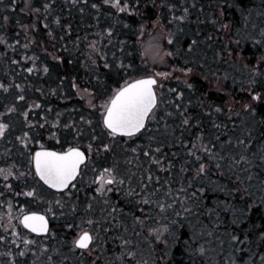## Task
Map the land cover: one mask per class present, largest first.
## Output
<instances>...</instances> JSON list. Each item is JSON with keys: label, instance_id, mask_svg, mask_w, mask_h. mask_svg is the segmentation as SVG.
<instances>
[{"label": "trees", "instance_id": "trees-1", "mask_svg": "<svg viewBox=\"0 0 264 264\" xmlns=\"http://www.w3.org/2000/svg\"><path fill=\"white\" fill-rule=\"evenodd\" d=\"M121 4L128 5L123 12L104 0H0V39L7 41L0 44V84L7 88L0 89V114L8 124L0 165L15 162L32 172V148L60 132L76 140L82 130L80 142L102 154L116 142L80 92L98 101L124 77L145 76L141 37L154 22L168 52L162 77L168 80L146 129L117 142L113 153L96 154L130 174L119 173V193L92 197L99 203L89 214L98 217L92 253L70 246L76 233L65 225L79 227L70 220L55 226L53 249L25 257L22 246L6 251L0 231V248L9 252H0V264H264V102L252 99L264 97V0ZM121 62L132 67L124 71ZM216 79L224 94L213 88ZM229 96L244 108L229 110ZM22 141L25 152L13 155ZM5 187L0 180V194Z\"/></svg>", "mask_w": 264, "mask_h": 264}, {"label": "snow or ice", "instance_id": "snow-or-ice-1", "mask_svg": "<svg viewBox=\"0 0 264 264\" xmlns=\"http://www.w3.org/2000/svg\"><path fill=\"white\" fill-rule=\"evenodd\" d=\"M75 2V0H73ZM105 3L111 4L112 7H115L118 11H125L128 8V5H122L121 0H104ZM45 8L49 7L48 5L44 6ZM93 7H96L93 4ZM39 11V9H36ZM187 12V9H185ZM178 19L184 20L185 17L181 16ZM59 23V20H57ZM47 27V25H45ZM51 34V33H50ZM171 43V40L169 41ZM0 43H7L0 39ZM27 47V45H25ZM95 47V45H93ZM158 55L154 51V47L149 45L145 49V55ZM171 55V53H169ZM35 60V57H33ZM105 68L109 67L108 63H105ZM132 66L130 64H124L121 62L120 68L124 71H128ZM33 69H29L32 71ZM47 72V68L44 69ZM191 69H188L190 72ZM167 77V73H153L151 75H145L142 77H124V83L122 86L117 82V87L114 91H110L106 98L101 96L104 99V103L100 104L99 107L103 110L101 113L103 126L106 129V134L115 138L117 136L132 137L135 134L139 133L142 129L145 128L146 123L149 120L150 114L153 113V110L157 106V77ZM75 87L76 85L73 84ZM17 88H20V85H16ZM191 87V85H189ZM0 89L7 91V88L4 84H0ZM23 89H21V92ZM86 91V89H85ZM19 99L24 100V96L21 94ZM256 102H264V97L257 94L252 97ZM91 102V101H90ZM8 111H15V107L9 108ZM219 111V109H217ZM27 116V113H24ZM91 123V121H89ZM185 124L188 123L187 120L184 121ZM8 128V124L0 122V137H3L5 131ZM89 149L92 145L90 144ZM35 152L32 157L34 163L35 173L39 178L47 184L50 188L57 189L58 191H63L69 189V185L75 187V184L72 182L77 179L81 174V165L85 162V153L81 151L78 147H68L67 150L61 151H50L43 149ZM104 151L110 152V145H104ZM135 151V149H133ZM159 151V149H157ZM203 166H201L200 171H203ZM4 170L0 169V173H3ZM106 174V176L104 175ZM11 175L9 170L7 174L4 175V179L7 180L8 176ZM100 186L97 188V191L103 195L106 190V185L113 184H123L124 180L119 176L116 171V165L112 167L104 168L103 174L99 177ZM10 188L11 185H8ZM110 190V189H107ZM19 194V193H18ZM67 194H71L69 189ZM25 195L35 196V191H29ZM145 203L148 201L145 200ZM21 223L24 227L31 229L32 232L37 233H46L47 232V219L44 216L38 215L36 213L23 215ZM17 235H19L17 233ZM93 237L88 233L84 232L81 236L74 241V245L80 249H87L92 243ZM15 243V241H13ZM25 245H31L35 243L33 240L23 241ZM19 246V245H17ZM20 256H24L25 253L21 251ZM13 264L15 261L13 260Z\"/></svg>", "mask_w": 264, "mask_h": 264}, {"label": "flooded vegetation", "instance_id": "flooded-vegetation-1", "mask_svg": "<svg viewBox=\"0 0 264 264\" xmlns=\"http://www.w3.org/2000/svg\"><path fill=\"white\" fill-rule=\"evenodd\" d=\"M158 99H159V95H158ZM154 110H153V114H154ZM100 123H101L100 125L102 126V131L106 133V129L103 126V120L100 121ZM141 133H139V134H141ZM139 134L136 136H133V137L117 136L114 139L112 137L110 138L109 135H107V134L106 135H107V137H109L110 140L112 139L113 141H115L117 143V142H121L122 139H124V138L133 139V138L139 136ZM82 136H83L82 130H79V134H77V136H75L76 140H72V138L68 137L67 134L64 136V132H60V134H55L51 140H47L48 143L45 142L44 145H39L37 147L34 146L32 148L33 150H31V154L32 153L35 154V152L41 151L42 150L41 146H43V149L50 150V151H61V150L66 151L68 147H78L81 151H83L85 153V157H86L87 161L81 165L80 176H78L77 179L72 182L73 184H75V187L73 188L72 185H69V189L71 190V194H73V191H77V192L86 191L87 194L91 195L90 201H93L92 197L96 196L95 194L98 193L97 188L100 186L99 177L103 173H101V174L95 173V171H96L95 170L96 169L95 163L98 164L97 159H96V154L98 153V151L96 152V150L94 148L91 147V149H89L88 146H86L85 144L83 145V142H80V141L85 139V138H83ZM96 140H99V139L96 138ZM75 141H78V142H75ZM116 143L113 144L114 147L117 145ZM110 148H111V152H108V153H113L112 152L113 147L110 146ZM34 154H33V156H34ZM29 162H31L30 164L32 166V172L28 168L23 171V169H19L17 167L19 169V170L17 169L18 173L23 172V173H25L24 176H26L24 179H20V180L24 181L26 179L27 183L22 182V185L19 186V188H18V186L15 183L16 180H8V181L5 180L4 183H5L7 188L5 187L6 190L3 192V194H0V201L3 199L6 200L8 196H10V195L14 196L17 193L21 194V195L18 194L19 196H22L23 191H25L24 195L29 191H35V193H37L39 196L50 195V196L54 197L55 200H53V202L51 203L52 208H53V212H54L53 216L49 213V211L47 212L46 210L42 209L41 207L36 206V204L34 203V205L32 204L31 206H29V208L23 209V213L20 216V218H21L20 222L18 220V225L25 228L23 226V224L21 223V220H22L23 215L25 213H27V214L36 213V214H41V215L45 216L47 218V222H48L47 223L48 230L45 234H38L37 235V234L33 233L32 231H30L28 228H25V230L29 231L28 235L33 240L37 236H42V239H44L45 242L49 243L51 241L52 242V243L50 242L51 244H55L56 236H52V232L55 231L54 229H56V227H59L60 223L61 224L64 222L66 223V221H70V220H74V221L76 220L79 223V222L88 220V222H87L88 230H85V229L83 230V228L81 226L82 223L79 224L78 228H74L71 225L70 226L65 225V226L69 228L68 229L69 231L73 228L72 231H75V233H76L74 236L69 237L70 239L77 240L81 236L82 233L88 232L93 237V240H92V243L87 248V250L77 248V247H75V245H74V247L77 250H79L80 252L90 251L92 249L93 243L95 241V235H94L93 226H92V222H93L92 218H98V217H96L94 215L91 217V216L87 215V212H91V213L95 214L97 212V206H95L92 209L90 207H88V208L84 207V210L78 208V211H76L74 204H72L73 201L70 200L71 194L70 195L67 194L69 189H65L63 191H58L56 189L50 188L35 173L34 163H33L32 158L29 159ZM98 166H99V164H98ZM24 176H20V177L22 178ZM24 184H27V185H26V187L23 188ZM8 185H11V187L9 188ZM107 186L112 187L114 189L113 191H117L120 189V184H113V185H107ZM113 193H109L106 196H103L100 193L99 198H102V197L104 199L110 198L113 195ZM80 198H82V197H80ZM28 199H33V197H28ZM83 199H85V198H83ZM93 202H96V201H93ZM0 205L2 206V208L4 207L5 210H8L9 207H11V206H13V207L20 206L21 201H18V199H16L14 197L13 204L11 202L5 201V202L1 203ZM77 216H80V217L76 218ZM1 223L2 222H1V217H0V231H2L4 234V238H3L2 243L4 246H6L8 248H13L14 247V243H13L14 240H12L13 237L11 236L10 232L6 233L2 229L3 224H1ZM85 223H86V221H85ZM18 225H16L17 226L16 228L19 227ZM62 225H64V224H62ZM13 253L14 252L12 251V254Z\"/></svg>", "mask_w": 264, "mask_h": 264}, {"label": "rangeland", "instance_id": "rangeland-1", "mask_svg": "<svg viewBox=\"0 0 264 264\" xmlns=\"http://www.w3.org/2000/svg\"><path fill=\"white\" fill-rule=\"evenodd\" d=\"M155 25H153V29H147V28H144L143 29V33H142V37H141V47L143 48V58H145L146 60V70H147V74L146 75H151L153 73H165V68L164 67H167L165 66L166 65V62H167V55H168V52H167V49H166V46L164 45V38H165V35L163 33V30L161 28V25L158 23V22H154ZM264 30V29H263ZM260 36V39H262L264 37V31H263V34L259 35ZM3 40V38H1ZM1 44V43H0ZM149 45H152L154 47V51L156 53H158V55H145V49L149 46ZM161 48L163 49L165 55L163 56V58L161 59L160 58V50ZM258 63H261V62H258ZM240 64V63H239ZM238 64V65H239ZM30 69H36L37 68L33 65L30 66ZM167 70V69H166ZM157 80H158V84L156 86V89L157 90V94L160 96L162 95V87L164 86V83L166 82V80L168 79H164L161 77H157ZM220 81L219 79L214 82L215 83V86L213 88H215V91L217 93H222L224 94V87L223 85L221 86L220 84L217 85V82ZM23 89L22 86L20 87V90ZM115 90V89H114ZM112 90V91H114ZM81 94H83V99L85 101V104H88L90 105V109H97V111L99 112V114L102 113V109L99 107L100 104L104 103V99L101 98L99 99L98 101L95 100V97H93L90 93L88 92H84V91H81L80 92ZM11 94V93H10ZM23 94L21 91H20V94H18V97ZM10 97V96H9ZM230 100H229V105L227 106L229 110H231V107H235L238 109V106L240 107L238 110H242L245 106V103H243L241 105V103H237L234 101V99L232 97H230ZM91 101V102H90ZM12 102V101H10ZM9 104H7L6 106H8ZM4 106V107H6ZM33 106V105H32ZM22 107V105L20 106ZM32 108V107H31ZM9 110V109H8ZM91 111V110H90ZM97 112V113H98ZM4 116L0 114V122H4L6 123V120L3 118ZM102 121V119H101ZM58 122V121H57ZM90 125H92L91 123H89ZM41 128L44 130H48L49 128H47L46 126H43V125H40ZM89 126V125H88ZM93 127H96L93 125ZM95 130V133L99 131V129H97V127L94 129ZM45 133V132H44ZM47 133V132H46ZM49 133V132H48ZM47 140H51L52 137L48 134L47 135ZM109 138V137H108ZM111 138V136H110ZM113 138V137H112ZM114 139V138H113ZM23 140V139H22ZM14 145V144H13ZM23 145L24 147H26V143H24L23 141L21 143H18L16 144V148L12 151L13 152V155L14 154H17V153H20L23 155V153L25 151H23ZM8 146V143H5V144H0V152L4 150L8 151L7 150V147ZM11 146V145H10ZM111 147H114L113 144H111ZM103 149V148H102ZM93 151V150H92ZM7 153V152H6ZM34 154V153H33ZM33 154L31 155V157H33ZM101 156H105L104 154V149L102 150V154L101 153H98L97 154V158H99ZM18 157V155H17ZM16 158V157H15ZM97 163H95L96 165V171L95 173H98V174H101L103 173V169L104 168H109V167H112L114 164L116 165V171L117 173L119 174L121 171L123 172V170L125 169V171L127 172L126 174H128L129 176V169H126V167H124V169H122L123 167L121 166L120 167V164H118V162L116 160H114V162L110 163L109 159H105L103 160L102 158L100 159H97ZM15 162H13V164H7V165H0V169H3L4 172L3 173H0L2 175V179L1 180V183L5 182V179H4V175L8 173V171L10 170L11 171V175L8 176V180H16L15 183L16 185L18 186H21L22 185V182H26V179L24 181H21L20 179H24L26 176L25 173L23 172H19L18 173V169L16 166H15ZM112 164V165H111ZM18 169V170H17ZM106 176V174H104ZM20 176H24V177H20ZM120 176V175H119ZM121 177V176H120ZM29 179V178H28ZM2 185V184H1ZM27 184H24L23 185V188L26 187ZM106 187V190L104 191L103 193V196H106L108 195L109 193H113L114 189L112 187H109V186H105ZM7 188V187H6ZM22 188V189H23ZM107 189H110V190H107ZM125 189V188H124ZM4 190H6L4 188ZM3 190V192H4ZM2 192V193H3ZM24 192L23 191V194L22 196H19L21 194L18 195L15 194V198L18 199V201H21V205L18 206V207H9L8 210H5L4 209V212H3V215L1 217V224H3L2 226V229L6 232V233H11V236L13 237L12 240L15 241L14 243V247H16L17 245L19 246H22L23 247V252L25 253V255L23 257H25L27 255L28 252H31L32 250H37V252H40V253H47L49 252L50 249H53L52 247V242L50 243H47V242H37L35 241V243L31 244V245H25V243H23V241L25 240H32L30 239V237H25L21 234V232H19L16 228V225H18V220L20 222V216L22 215L23 213V209H26V208H29V206H31L32 204L34 205V203L36 204V206L38 207H41L42 209L46 210L47 212L49 211V213L53 216V208H52V202L54 199V197L50 196V195H47V196H39L37 193L35 196H27V195H24ZM98 193H96V197H100V193L99 191H97ZM116 192H120V191H116ZM75 195V196H74ZM28 197H33V199H28ZM82 197V198H80ZM85 198V199H83ZM87 199V200H86ZM70 200L73 201L72 204H74L75 208H76V211H78V208L80 209H83L84 210V207L85 208H88L90 207L91 209L94 208L96 205L98 206L99 203H96V202H93V201H90L91 200V195L87 194L86 191H80V192H77V191H73V194L70 195ZM11 202L9 201V198H7L6 200L3 199L1 200L0 203H3V202ZM13 204V202H11ZM91 214V212H87V215ZM80 216H77L76 218H79ZM58 222V221H57ZM82 223V224H81ZM59 224V223H58ZM79 224H81L83 230H88V227L85 226L86 223L85 221H82V222H79L77 221L76 225L79 226ZM17 233L19 235H17ZM156 237H158L159 235V232H155L154 233ZM55 238V237H54ZM160 240V238H159ZM34 241V240H33ZM57 241V238H55V242ZM74 239H71V242H70V246L72 248H74ZM52 246V247H51ZM11 251L12 248H7L6 251ZM0 252H1V256L4 257L5 255L9 254V252H6L4 253V251L0 248ZM88 253H92L91 251H88ZM8 258V261L10 262V259H13V256H9L7 257Z\"/></svg>", "mask_w": 264, "mask_h": 264}, {"label": "water", "instance_id": "water-1", "mask_svg": "<svg viewBox=\"0 0 264 264\" xmlns=\"http://www.w3.org/2000/svg\"><path fill=\"white\" fill-rule=\"evenodd\" d=\"M157 84H158V80H157ZM156 93H157V90H156ZM158 103H159V101H158V94H157V105H158ZM157 107V106H156ZM153 114V113H152ZM152 114H150V116H149V118L151 117V115ZM149 121V120H148ZM148 126V122L146 123V126H145V128L144 129H146V127ZM144 129H142L139 133H141V132H143V130ZM139 133H137V134H135L134 136H136V135H138ZM133 137V136H132ZM38 152V151H37ZM87 160L85 159V162H86ZM54 189V188H53ZM57 190V189H56ZM38 215H41V214H38ZM41 216H43V215H41ZM45 217V216H44ZM46 218V217H45ZM47 219V218H46ZM24 226V225H23ZM26 228V227H25ZM29 229V228H28ZM47 229H48V226H47ZM30 231H31V229H29ZM33 233H35V234H45V233H37V232H33Z\"/></svg>", "mask_w": 264, "mask_h": 264}, {"label": "clouds", "instance_id": "clouds-1", "mask_svg": "<svg viewBox=\"0 0 264 264\" xmlns=\"http://www.w3.org/2000/svg\"><path fill=\"white\" fill-rule=\"evenodd\" d=\"M164 55H165V53H164L163 49L161 48V50H160V58L162 59Z\"/></svg>", "mask_w": 264, "mask_h": 264}]
</instances>
